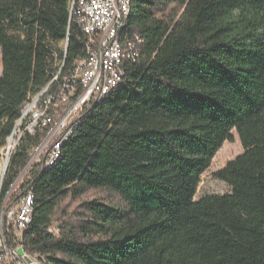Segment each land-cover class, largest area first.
<instances>
[{
    "label": "trees",
    "instance_id": "1",
    "mask_svg": "<svg viewBox=\"0 0 264 264\" xmlns=\"http://www.w3.org/2000/svg\"><path fill=\"white\" fill-rule=\"evenodd\" d=\"M71 3L0 0V161L23 107L59 93L85 56ZM121 36L142 42L121 84L11 199L34 197L27 252L43 264H264V0H132ZM47 132L22 135L0 206ZM235 133L243 153L214 175L231 192L196 199ZM91 190L122 205L69 210Z\"/></svg>",
    "mask_w": 264,
    "mask_h": 264
},
{
    "label": "built area",
    "instance_id": "2",
    "mask_svg": "<svg viewBox=\"0 0 264 264\" xmlns=\"http://www.w3.org/2000/svg\"><path fill=\"white\" fill-rule=\"evenodd\" d=\"M79 1H85V22H91V36H87L85 40L84 53H86V41L96 42V35L105 36V47H98L97 63L94 67H87L86 61H81V58L76 60V75H84L87 89L85 93H78L76 76L73 79H63L61 87H66L64 96H57V93L47 94L48 87H46L33 98V102H39V109H32V103L23 107L22 112L27 114L23 133L12 135L15 143L13 152L24 133L34 134L39 129H48L49 134L46 139L31 153L32 159L43 157L45 167L46 163L51 161V156L56 154V145H58L60 136L68 135L77 118L89 108L94 99L104 95V90L118 79H122L125 74V70L119 69L116 60L117 49L114 43L115 30L121 24L125 0ZM75 9L78 25L77 6ZM78 27H83V25H78ZM126 40L131 48V55H124L125 60L135 61L139 57L137 47L142 42L138 41V37ZM62 68L63 65L60 66V71ZM60 71L51 83L58 79ZM68 93H78V100L68 101ZM32 169L29 167V171ZM13 192L14 187H12ZM12 193L8 200V208L3 214V225L0 228V264H35L31 262L30 254L19 240L21 227L27 225L28 211L31 209L30 197L27 191L9 206L14 194Z\"/></svg>",
    "mask_w": 264,
    "mask_h": 264
},
{
    "label": "bare ground",
    "instance_id": "3",
    "mask_svg": "<svg viewBox=\"0 0 264 264\" xmlns=\"http://www.w3.org/2000/svg\"><path fill=\"white\" fill-rule=\"evenodd\" d=\"M75 6H77V22H78V25H83V27H79V29H80L82 35L84 36L85 40H87V36H91V22H85L86 21L85 1L72 0V3H71L72 12L75 9ZM131 8H132V0H125V7L123 9V13H122V17H121V24L119 27L116 28L115 34H114V43H115L116 49H117L116 60L118 61V66H119V69H121V70H125L124 69V63L126 60H125L124 55H131V48H129L128 41L126 39L122 40V36H121V30H122L123 26L125 25L127 18L129 17V14L131 12ZM138 41H140L139 38H138ZM98 47H105V36L96 35V42L86 41V53H85V56L83 58H81V61H86L87 67H94V65H96ZM76 73H77V62L74 66V70L72 71V73L69 76L65 77V79H73L74 76H76V83L78 84V93H85V89H87V82H85V80H84V75H76ZM122 79H118L117 81H115L114 84H110L109 87L104 90V95L95 98L94 101L100 100L104 96L108 95L111 91L116 89L121 84ZM78 93H68V101H77L78 100ZM64 95H66V87H62L60 89L59 93H57V96H64ZM31 103H32V109H39V102H33V99H32L31 102H29L27 105H29ZM90 106H91V104H90ZM25 122H27V114H24L22 112V117L17 122L16 128L13 132V135L23 133ZM19 127L22 128V131L19 129ZM70 135H71V131L68 135L60 136V140L58 142V145H56V154L51 156V161L49 163H46V168L54 165L56 163V161L59 159L62 145L69 139ZM8 142H9V144L4 151L5 158L3 159V162H2L3 172H4L5 167L8 165V161H9V158L11 155V151L14 148L13 137H11V139H9ZM31 163H32V161H29L27 163V165L25 167V172L29 171V167H30ZM12 187H13V185L9 189L5 199L3 200V202L0 206V207H2L1 213H0V228L3 225V214L5 213V211L8 208V200H10V196L12 193ZM28 197H30L31 209H29V211H28L27 225H24L23 227H21V231H19V240H20V243H22V246H25L24 239H23L24 233L28 229V227L31 224L32 219H33L34 197H33L32 193L29 191H28ZM30 260H31V262H34L35 264H43V262L37 256H32L31 254H30Z\"/></svg>",
    "mask_w": 264,
    "mask_h": 264
},
{
    "label": "rangeland",
    "instance_id": "4",
    "mask_svg": "<svg viewBox=\"0 0 264 264\" xmlns=\"http://www.w3.org/2000/svg\"><path fill=\"white\" fill-rule=\"evenodd\" d=\"M63 47H64V44H62V48ZM1 73H2V54H1V49H0V75ZM19 129L22 131L21 127H19ZM48 134H49V130L47 132L46 137L48 136ZM14 135H19V134H14ZM13 140H14V136H13ZM15 140H17L16 137H15ZM8 144L9 142L7 143V146ZM7 146L2 151V158L0 161V175H2L3 173L2 162H3V159L5 158L4 151L7 148ZM242 153H243V147L239 141L237 134L235 133V141L233 143L227 142L223 145V147L220 149V151L217 153L216 157L214 158L210 169L202 176V183L199 186L196 199H199L200 197L208 195V194L230 193L231 188L225 183L218 180L214 175L216 172L222 170L224 167H226V165L230 161L234 160L237 156H239ZM11 154H12V151H11ZM30 160L32 161L30 167L34 168L36 167V165L41 163V161L43 160V157L41 158L34 157L32 159V155H30L28 162ZM30 173H31V170L25 172V168H24L23 171L19 174V176L16 178L13 184V187H14V192H13L14 194L12 193L13 195H15L16 191H18L21 185L25 183ZM95 199L104 200L105 202H107L108 204L112 206L122 205L121 198L112 190H91L88 193H86L82 198L78 199L77 201L68 200L67 203H69L68 204L70 208L69 210H73L81 202L95 200ZM1 209L2 207H0V213H1Z\"/></svg>",
    "mask_w": 264,
    "mask_h": 264
},
{
    "label": "water",
    "instance_id": "5",
    "mask_svg": "<svg viewBox=\"0 0 264 264\" xmlns=\"http://www.w3.org/2000/svg\"><path fill=\"white\" fill-rule=\"evenodd\" d=\"M67 44H68V41H67ZM12 137V136H11ZM11 137L9 138V139H11ZM8 166V165H7ZM7 166L5 167V169H4V172H3V174H2V177L5 175V172H6V170H7Z\"/></svg>",
    "mask_w": 264,
    "mask_h": 264
}]
</instances>
